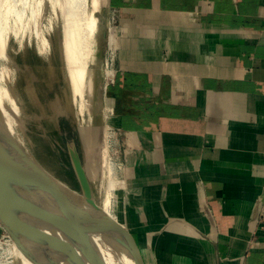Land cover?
<instances>
[{"label":"crops","instance_id":"1","mask_svg":"<svg viewBox=\"0 0 264 264\" xmlns=\"http://www.w3.org/2000/svg\"><path fill=\"white\" fill-rule=\"evenodd\" d=\"M107 7L143 264H264V0Z\"/></svg>","mask_w":264,"mask_h":264},{"label":"rangeland","instance_id":"2","mask_svg":"<svg viewBox=\"0 0 264 264\" xmlns=\"http://www.w3.org/2000/svg\"><path fill=\"white\" fill-rule=\"evenodd\" d=\"M61 1L44 0L46 16L42 19L40 34L33 33L30 25L26 24L16 36H9L8 47L2 49L6 52L0 55V69L10 63L11 71L10 77L8 74L6 76V82L0 79V100L5 113L21 127L24 148L53 177L79 192L69 166L61 129L56 123L60 114L57 113V108L61 114L68 115L76 129L79 150L88 174L89 168L91 169L90 181L96 203L129 233L143 264L144 256L138 235L143 233L129 231L130 226L123 216L130 204L128 196L130 183L134 179L132 166L136 150L131 147L128 135L122 133L110 101L105 95L108 82L114 76L117 57L112 41L115 17L107 7V0H100V5L94 8L95 10L92 9L97 27L88 39L82 94L76 95L80 99L75 96L77 101L74 99L72 105L73 98L69 87L66 86L68 81L64 79L67 78V67L61 45ZM45 29H49L48 33ZM45 36L48 39H44ZM56 97L59 102H56ZM79 100L84 102L80 116L76 110ZM74 112L77 117H82L83 121L89 118L88 132L80 130L86 123L78 122ZM142 192L146 197L144 187ZM128 215L132 213L129 212ZM14 229L16 228L7 222L5 227L1 225L0 241L5 240L7 232L12 233V230V235L15 236ZM167 232L158 237L166 236ZM113 257L114 264H122L114 252Z\"/></svg>","mask_w":264,"mask_h":264},{"label":"water","instance_id":"3","mask_svg":"<svg viewBox=\"0 0 264 264\" xmlns=\"http://www.w3.org/2000/svg\"><path fill=\"white\" fill-rule=\"evenodd\" d=\"M59 110L56 123L79 192L53 177L0 125L2 225L10 223L24 241L63 264H107L102 252L106 247L123 264H141L132 237L95 202L76 129Z\"/></svg>","mask_w":264,"mask_h":264},{"label":"bare ground","instance_id":"4","mask_svg":"<svg viewBox=\"0 0 264 264\" xmlns=\"http://www.w3.org/2000/svg\"><path fill=\"white\" fill-rule=\"evenodd\" d=\"M61 3L63 14L61 45L65 60L63 61L67 67V78L64 79H67L68 81H66L68 83L66 86L69 87V92L72 95L73 102L76 95L82 94L81 90L85 84L88 39L90 36H92V33L97 27L92 9L100 5V0H62ZM45 16L46 9L44 8V0H0V55L6 52L2 51V49L8 47L10 40L9 36L13 34L16 36V34L20 33L24 29L26 24L30 25L31 31L33 33L37 35L40 34L42 31V19ZM46 31L48 33L49 29ZM45 38H47V36H45L44 39ZM9 64H5L6 66L2 68L3 70L0 69V79L4 82H6L5 80L7 74L9 76V72L11 71V66ZM5 86H7V84ZM77 99H80V97ZM72 105H74V102ZM83 105V101H80L77 104L76 110L79 111L77 112L79 116L82 113ZM72 108L75 111L74 106H72ZM74 115H76V112H74ZM82 119V117H77L78 122L80 121V123H86H83L85 127H82V125L80 130L83 129L88 132V129L90 130V125L88 122L89 118H86L87 121H83ZM0 125L20 147L24 148L23 138L20 131L21 127L17 125V123H15L8 114L5 113L1 100ZM80 125L81 124H79V126ZM85 131L84 133H86ZM86 173L90 181L92 179L91 169L89 168V174L87 170ZM95 202H97L96 199ZM14 230L15 236L12 235V230V233L7 232L5 240L0 241V264H63L55 257L35 248L28 242L24 241L17 229ZM100 242L101 245L105 243L101 239ZM102 252L107 264H114L113 250L106 247L102 249ZM120 261L123 264V260Z\"/></svg>","mask_w":264,"mask_h":264}]
</instances>
